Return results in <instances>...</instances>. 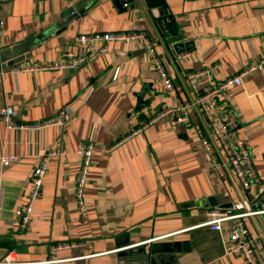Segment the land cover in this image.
Returning a JSON list of instances; mask_svg holds the SVG:
<instances>
[{
  "label": "crops",
  "instance_id": "crops-1",
  "mask_svg": "<svg viewBox=\"0 0 264 264\" xmlns=\"http://www.w3.org/2000/svg\"><path fill=\"white\" fill-rule=\"evenodd\" d=\"M116 1L0 0L1 49L28 41L32 46L29 59L0 65V112L12 107L15 124L71 113L65 127L38 131L9 130L0 114V262L8 257L17 264H43L51 246L80 243L59 251V264H246L228 255L221 234L205 224L211 209L264 201V67L219 100L223 114L237 117L239 136L250 147L260 179L250 191L242 188L198 109L187 123L173 125L177 115L171 113L137 134L132 117L146 109L139 121L148 122L162 109L191 102L193 72L217 66L205 83L218 85L264 59V0H133L121 10ZM126 32L151 39L174 93L163 86L141 43H107L104 52L72 71L12 72L15 65H46L64 52H83L75 42L80 35ZM180 44L183 52L176 48ZM186 53L190 57L180 62ZM89 142L96 151L86 186L88 216L81 219L77 151ZM52 149L60 155L51 159L31 223L22 229L15 211L26 205L34 168ZM10 157L14 162L4 165L2 159ZM210 197L229 203L197 204ZM244 223L260 243L264 264V219L247 217ZM165 243H178L180 252L147 255L153 244Z\"/></svg>",
  "mask_w": 264,
  "mask_h": 264
},
{
  "label": "built area",
  "instance_id": "built-area-1",
  "mask_svg": "<svg viewBox=\"0 0 264 264\" xmlns=\"http://www.w3.org/2000/svg\"><path fill=\"white\" fill-rule=\"evenodd\" d=\"M264 38V37H263ZM2 30L0 28V50H1ZM76 44L84 49L79 54L74 52H64L60 59L54 63L46 65H35L30 62L25 64L15 65L12 69L14 74L26 72H41V71H72L79 64L88 61L96 54L104 52L107 43H120L130 45L132 43H141L161 77L162 84L168 92L174 93L172 79L167 72L165 65L157 55L154 43L144 32H126V33H95L90 35H80L75 40ZM190 57L189 54L178 56L180 62L185 61ZM215 66L201 71L193 72L188 76V83L192 88L195 96L194 99L187 104H177L172 108L162 109L156 118L148 121H139L144 110H137L133 113V120L137 122L138 128L133 133L137 134L142 128L163 118L167 114L175 113L177 119L173 121V125L179 123H187L190 121V111L198 109L206 118L209 124L211 134L215 141L219 144L224 153L229 166L233 170L237 180L245 191H250L251 188L260 183V179L256 174L252 155L249 145L244 142L239 136L238 120L235 114H223L219 108V100L233 86H241L244 79L255 72L261 71L264 67V59L256 62L247 68H243L238 75L223 80L218 85L206 84L205 77L210 72L216 69ZM0 74V80H2ZM14 109L6 106L0 112L2 120L9 130H29L38 131L51 126L65 127L71 119L70 111H62L55 117L43 121L38 124H15L12 121ZM199 136L204 149L213 159V151L207 137L201 131ZM96 147L92 142L84 143L77 151L78 156L82 160L81 169L77 175L75 183V201L78 215L81 219H86L88 216V208L86 202V186L89 171L95 155ZM60 151L56 149L49 150L39 160L38 165L34 168L30 191L27 195V203L24 207L18 208L15 215L18 219L19 226L26 229L32 220L35 205L40 198L43 181L47 175L49 164L52 158L58 157ZM14 158L2 159L4 165H9L14 162ZM260 216L264 219V201H258L256 204L245 205L236 204L230 209L217 210L211 209L208 211L209 220L205 226L211 230L221 234L222 244L228 255L240 256L246 264H261L257 251L259 250V241L249 233L244 219L247 217ZM80 243H62L50 247V258L43 264H59L62 261L57 257V253L62 250L80 247ZM0 264H17L8 257Z\"/></svg>",
  "mask_w": 264,
  "mask_h": 264
},
{
  "label": "water",
  "instance_id": "water-1",
  "mask_svg": "<svg viewBox=\"0 0 264 264\" xmlns=\"http://www.w3.org/2000/svg\"><path fill=\"white\" fill-rule=\"evenodd\" d=\"M123 5L133 6V0H118L116 1V6L118 9L121 10ZM160 15H163V12L160 11ZM173 41H178V37H175ZM185 46L177 45V49H179V52H183ZM188 49L190 48L189 45L186 46ZM32 50L31 42H23L13 45L10 48L7 49H1L0 50V65L1 64H19L23 62L25 59L30 58V51ZM229 203V198L225 197H210L208 199H203L200 201H197V204L204 208H210V207H219V206H225ZM195 203H191L188 206H193ZM123 239V238H122ZM184 251L188 250L186 248L183 249ZM180 252L179 251V245L178 243L172 244V243H165L163 245L160 244H153L150 247L149 252H147V255L149 254L150 257L154 256L159 253H166V252ZM146 255V253H145ZM155 261L153 260L152 264H154Z\"/></svg>",
  "mask_w": 264,
  "mask_h": 264
}]
</instances>
